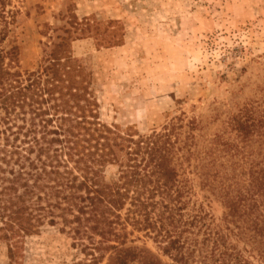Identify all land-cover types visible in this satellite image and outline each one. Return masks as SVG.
Returning <instances> with one entry per match:
<instances>
[{
    "label": "trees",
    "instance_id": "trees-1",
    "mask_svg": "<svg viewBox=\"0 0 264 264\" xmlns=\"http://www.w3.org/2000/svg\"><path fill=\"white\" fill-rule=\"evenodd\" d=\"M16 13L0 3L1 161L17 166L0 188V236L36 233L45 220L61 223L88 264H165L132 244L134 231L152 237L169 264H264V151L244 153L256 141L264 149V118L237 120L238 140L221 143L223 155L241 153L239 174L206 151L205 171L213 173L204 184L211 194L218 187L226 208L217 220L201 205L188 207L195 194L180 170L189 148L181 126L168 123L134 147V135L99 121L89 80L71 64V31L45 46L37 69H21L18 46L3 45ZM107 164L117 166L109 183L102 179ZM8 257L5 264H20L11 245Z\"/></svg>",
    "mask_w": 264,
    "mask_h": 264
},
{
    "label": "rangeland",
    "instance_id": "rangeland-1",
    "mask_svg": "<svg viewBox=\"0 0 264 264\" xmlns=\"http://www.w3.org/2000/svg\"><path fill=\"white\" fill-rule=\"evenodd\" d=\"M0 3L17 12L3 45L18 46L21 69H37L45 46L57 41L56 35L63 30L71 31V64L89 80L99 121L134 135V147L142 149L152 131L179 124L180 138L189 141L188 150L181 151L188 160L184 159L180 170L195 194L188 207L201 205L217 220L224 215L220 190L213 187L211 194L204 184V176L213 173L205 171L210 160L206 151H215L216 165L228 174H239L241 153L233 158L223 155L221 143L238 140L237 120L264 118V0ZM1 129L0 123V188L9 176V166L17 167L12 159L9 164L1 161L5 142ZM248 151L264 149L256 141L245 147L244 153ZM235 166L238 169L233 170ZM102 175L111 182L117 177V166L105 165ZM227 179L225 184L229 175ZM129 239L163 263L172 262L143 231H134ZM8 245L20 264H88L81 246L60 222L50 225L44 220L30 235L8 240L0 236V264L9 261Z\"/></svg>",
    "mask_w": 264,
    "mask_h": 264
}]
</instances>
